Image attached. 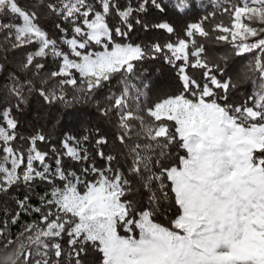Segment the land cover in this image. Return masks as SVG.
Masks as SVG:
<instances>
[{"label":"snow or ice","instance_id":"6c2138e0","mask_svg":"<svg viewBox=\"0 0 264 264\" xmlns=\"http://www.w3.org/2000/svg\"><path fill=\"white\" fill-rule=\"evenodd\" d=\"M148 2L142 0L137 9L121 8L114 0H100L99 7L90 0L49 4L74 33L62 41L64 51L39 25L35 13L22 9L17 0H0V16L22 20L20 26L0 22V29L15 33L12 47L37 46L21 70L34 68L39 74L49 57L56 64L42 80V85L49 79L54 83L47 91L40 88L48 103L72 108L87 103L114 78L120 80L122 90L106 97L102 112L117 115V138L131 144L129 170L141 177L148 193L143 205L130 198L135 191L131 181L112 167L115 157L100 150L107 143L103 137L95 143L106 167L93 164L78 175L57 159L53 171L48 153L37 147L48 137L36 133L26 152L18 149L13 143L17 121L5 112L0 125V192L30 187L37 179L48 187L40 207L29 205L28 197L18 201L21 210L39 214L37 221L24 224L15 235L9 224L17 223L19 212L0 222V264H89L81 258L89 254L91 264H264V0H216L231 22L215 25V41L230 44L232 55L251 57L236 81L221 79L219 65L202 57L205 47L198 38L210 37L204 27L208 15L187 24L182 36L170 24H157L169 34L164 44L145 48L118 41L116 37L127 33L110 25V15L130 30L129 18L134 11H144ZM151 3L160 8L157 0ZM179 6L183 10L187 0ZM210 15L215 18L216 13ZM158 54L177 68L180 91L149 103V85L135 87L133 95L134 86L124 75L133 72L136 62ZM189 67L202 70L199 79ZM246 80H253L255 90L236 103L229 91ZM134 132L146 140L163 138L164 146L173 151L163 160L146 156L143 150L151 145L133 141ZM73 142L79 145L71 135L62 141L66 155L88 160L87 150L78 151ZM62 240L69 246L67 252Z\"/></svg>","mask_w":264,"mask_h":264},{"label":"trees","instance_id":"16d2710c","mask_svg":"<svg viewBox=\"0 0 264 264\" xmlns=\"http://www.w3.org/2000/svg\"><path fill=\"white\" fill-rule=\"evenodd\" d=\"M60 0H17L19 6L28 11L35 13L38 17L39 25L48 33L49 37L57 40L58 46L67 51V47L62 44L64 39H71L74 33L71 26L65 22L57 13L52 12L48 5L59 4ZM95 7H99L100 0H90ZM115 4L121 8L131 6L137 9L142 0H114ZM160 8L155 7L151 0L145 5L144 11H134L129 18L131 29L115 16L110 15L109 23L113 26L121 27L127 35L124 37H116L123 40L124 43H132L145 48H150L156 43L164 44L169 42V34L158 28L156 25L160 23L170 24L176 30L177 34L183 35L186 25L192 22L200 21L205 15L209 16L204 21V27L210 32L208 39L198 38L205 47L202 57L211 64H218L220 67L221 79L227 80L231 78L236 81L242 67L250 59V55L245 57L232 55V46L226 42L215 41L214 37L217 32L214 31L216 24L221 21L225 25H229L231 18L227 13L222 12V8L216 4V0H187V6L183 10L180 9L181 0H157ZM240 0H231L232 4L239 3ZM231 7V4L229 5ZM215 12V18L211 17V13ZM139 21V23L137 22ZM0 22L7 24L14 23L17 26L22 24V20L11 15L0 16ZM59 25V27H57ZM67 29V33L62 31ZM7 29H0V125L4 124V113L10 111L11 116L17 121L16 134L17 139L14 145L25 152L29 146V138L36 133L43 132L48 139L45 142H38L37 147L48 153L47 163L54 171L57 159L60 160L61 167L68 171H75L78 175L85 167H106L108 162L97 155L96 139L103 137L107 143L99 146L105 156L112 155L115 159L111 162L112 167L119 168L120 171L131 181L135 190L130 198L138 201L143 205L147 202L148 193L142 187L141 177L130 172L131 156L129 155V147L131 144L126 141L121 144L117 138L119 128L117 127V115L109 112L104 115L102 109L106 106V97L116 94L119 95L123 88L120 80L114 78L110 83L99 89L95 96L87 103L75 104L72 108H64L59 103H48L44 97L40 95V88L43 86L47 91L54 83L49 79V83L42 85V80L48 78L49 69H55L56 64L52 58L42 61L45 68L37 74L34 68L21 70L22 65L26 61V56L30 52L36 50L35 44L25 45L23 47L13 48L15 33ZM175 39V36H173ZM228 57L227 60H221L220 57ZM39 59V58H38ZM188 71L200 78L201 69L189 67ZM178 70L174 66L167 63L164 59L157 58L145 59L136 62L133 72L124 75V80L133 87V95L135 87L149 85L148 95L149 103L154 102L158 98L165 95L180 91L181 81L178 78ZM19 90V95L15 90ZM255 90L253 80H246L235 88L230 89L229 97L236 103L245 101ZM72 93L69 91V97ZM143 100V97L141 98ZM97 104L99 106H97ZM132 102L130 101V107ZM135 125V121L132 122ZM68 135L74 136L79 145L73 142L72 146L77 147L78 151L86 149L88 160H74L66 155V149L62 146V141ZM87 137L85 140L84 138ZM133 141L141 144H150V148L143 150V154L151 156L153 159H165L166 154L173 151L172 148L164 146L163 138L158 140H146L143 136L137 137L135 132L132 137ZM55 148V152L52 149ZM37 167L39 164L37 162ZM91 179V177H88ZM46 182L39 179L34 181L32 185L13 186L6 192H0V222L5 221L14 212H19L16 224H9V231L15 235L26 223H32L38 220V213H28L19 208L18 201L28 197L27 203L33 207L41 206V196L47 189ZM157 219L165 222L162 216ZM67 238H65L66 240ZM65 240L60 241L64 251L67 252L69 246ZM84 260L91 261L93 256L81 257ZM65 256L61 257V261L66 262Z\"/></svg>","mask_w":264,"mask_h":264},{"label":"rangeland","instance_id":"374dc122","mask_svg":"<svg viewBox=\"0 0 264 264\" xmlns=\"http://www.w3.org/2000/svg\"><path fill=\"white\" fill-rule=\"evenodd\" d=\"M22 25V24H21Z\"/></svg>","mask_w":264,"mask_h":264}]
</instances>
